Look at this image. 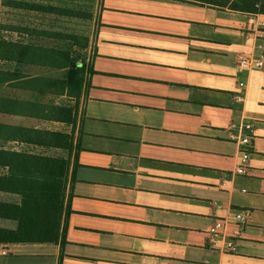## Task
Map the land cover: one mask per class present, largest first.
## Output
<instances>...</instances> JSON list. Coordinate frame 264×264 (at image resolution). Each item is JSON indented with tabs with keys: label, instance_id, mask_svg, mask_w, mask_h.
Returning <instances> with one entry per match:
<instances>
[{
	"label": "crops",
	"instance_id": "0c3cea01",
	"mask_svg": "<svg viewBox=\"0 0 264 264\" xmlns=\"http://www.w3.org/2000/svg\"><path fill=\"white\" fill-rule=\"evenodd\" d=\"M101 4L92 42L94 74L80 106L82 150L71 170L66 240L62 245L0 244V264H264V207H255L233 251L219 252L209 247V239L197 243L188 234L182 236L189 230L200 231L198 227L163 222L159 213L168 212L166 208L142 204L135 205L136 210L124 208L132 201L121 200L117 190L137 191L136 181L123 186L101 179L93 170L110 169L97 166L96 157L89 155L100 153L84 147L85 139L95 135L91 123L101 121V109L125 108L179 124L171 130L142 126L143 134L147 130L169 133L180 140L176 142L180 146L185 145L182 139H208L229 146L235 169L243 152L252 156L249 165L256 159L264 165V15L176 0H101ZM242 60L260 61L262 66L250 70L240 66ZM28 72L59 75L39 68ZM0 97L40 104L66 102L65 97L38 98L6 87H0ZM0 124L63 129L29 115H9L1 107ZM243 136L250 145H240L237 139ZM134 142L139 150L127 158L128 171L115 170L134 179L160 165H174L179 158L174 160L168 151L183 148L143 139ZM5 148L17 149L14 144ZM181 150L184 162L173 170H189L193 181L186 182L211 187L198 181L202 171L209 172L199 152L193 147ZM255 168L257 180L263 183L264 170ZM250 170L240 176L246 177ZM220 190L232 194L233 182ZM255 195L260 198L264 192L257 189ZM6 196L11 200L0 203L20 201ZM211 206L216 212L223 208ZM227 208L232 212V205ZM215 211L210 208L206 218L217 219ZM9 228L15 229L16 223L0 219V229Z\"/></svg>",
	"mask_w": 264,
	"mask_h": 264
},
{
	"label": "trees",
	"instance_id": "16d2710c",
	"mask_svg": "<svg viewBox=\"0 0 264 264\" xmlns=\"http://www.w3.org/2000/svg\"><path fill=\"white\" fill-rule=\"evenodd\" d=\"M241 13L264 15V0H176ZM12 11L91 20L82 9L31 1L1 0ZM102 5V4H101ZM19 35L65 42L69 49L45 47L33 42L0 39V87L16 88L39 97H65L64 105L40 104L0 97L1 111L54 122L60 131L0 124V194L19 197L18 203H0V219L16 223L0 229V244H53L66 240L69 188L80 146V106L94 74L88 37L33 26H1ZM89 51V54H88ZM39 68L58 76H33ZM14 144L17 149H7Z\"/></svg>",
	"mask_w": 264,
	"mask_h": 264
},
{
	"label": "rangeland",
	"instance_id": "374dc122",
	"mask_svg": "<svg viewBox=\"0 0 264 264\" xmlns=\"http://www.w3.org/2000/svg\"><path fill=\"white\" fill-rule=\"evenodd\" d=\"M19 1H31L59 7L82 9L88 11L92 15V18L91 20H81L56 17L54 15L27 14L22 11H12L4 8L0 0L1 26H33L39 29L74 33L88 37L90 47L92 48L96 19L102 8L101 0ZM4 38L14 41L33 42L45 47L69 49V45L65 42L27 37L2 29L0 30V39ZM37 72L39 71H32L33 74ZM49 74L57 75V73ZM100 111L101 121L91 123L95 127V135L85 139L84 147L85 149H91L100 153L89 155L93 158L96 157L99 163L97 166L110 169L109 171L105 169L93 170L94 174L99 175L101 179L123 186H129L131 180H134L133 184L136 181L137 191L117 190V195L121 200L130 199L132 201L131 205L124 208L136 210L135 205L139 204L148 207H155L157 205L158 207L166 208L169 210L168 212L161 213L158 211L163 222L169 221V223H176L187 229L198 227L201 232L189 230L183 232L182 236L185 238L188 234V237H191L197 243L201 240L209 239V247L211 248L210 241L212 235L210 231L218 219L226 216L229 205L233 206L231 208L232 214L240 212L246 215L248 220L255 214L256 206L264 207V195L260 198L255 195V190L257 189L264 192V182L261 183L257 180L260 176L253 171L254 167H256L255 169L264 170L262 159H256L253 162L254 164H248L249 168H251L250 173L246 177H242L235 174L233 160L231 159V154L229 155L228 153L230 149L228 145L216 143L208 139L190 137V139H182L185 141V145L180 146L176 143L180 140L173 139L169 133L147 130L143 134L139 130L142 126L171 130V128L178 126V123L169 120L165 121L164 118H159L157 115L135 113L133 110L125 108H105ZM139 139H143L145 142L151 141L156 144L170 143L183 147L181 149L195 148L199 152L198 154L201 155V161H205L202 164L206 165V168L209 170V172L202 171L198 176V181L203 184L208 182L211 187L186 182L193 181L191 180L193 174L189 170L183 173H178L173 170L174 166L181 165L184 162L183 150L177 149L175 146L168 151V154L174 160L175 158H179V160L175 161L174 165H160L161 167L159 169H153L141 176H137L135 179L131 175L115 171H128L127 158L137 154L139 147L134 141H138ZM219 153L221 156L216 155ZM115 156L118 157V160ZM251 158L252 156L250 154L248 162H251ZM174 174H179L180 178L174 176ZM177 178L184 180V182H178L176 180ZM223 182H233L234 191L232 194H227L220 190ZM10 200L11 197L0 194V201L8 202ZM212 203L223 207L222 210L216 212L211 206ZM210 208L213 212L215 211L217 216L219 214L217 219L214 217L213 219L206 218ZM8 223L11 224V222ZM243 228L244 226L230 225L228 230L230 233L238 232L240 239ZM204 229L208 230V232ZM239 239L234 241L235 245H237ZM217 251L221 252L220 250Z\"/></svg>",
	"mask_w": 264,
	"mask_h": 264
},
{
	"label": "built area",
	"instance_id": "2783aa9c",
	"mask_svg": "<svg viewBox=\"0 0 264 264\" xmlns=\"http://www.w3.org/2000/svg\"><path fill=\"white\" fill-rule=\"evenodd\" d=\"M240 66L250 70H254L260 68L262 66V62L242 60L240 62ZM237 141L242 146L250 145V139L247 136H243L239 140L237 139ZM248 159V154L246 152H243L241 154L240 164L235 169L236 175H245L248 172ZM226 184L227 182L222 183L223 186H226ZM247 222L248 217L246 215H243L240 212L232 214V212L228 211L226 213V216H224L222 219H218V221L214 224L213 228L210 231V234L212 235L210 241L211 248L220 250L224 253L232 252L235 246L234 241L239 239V233H230V231L228 230L229 226L235 225L243 227Z\"/></svg>",
	"mask_w": 264,
	"mask_h": 264
}]
</instances>
